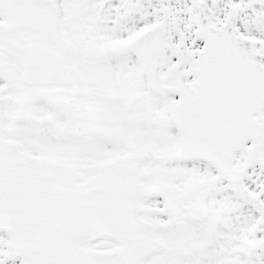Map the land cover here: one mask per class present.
<instances>
[{
    "label": "snow or ice",
    "instance_id": "1",
    "mask_svg": "<svg viewBox=\"0 0 264 264\" xmlns=\"http://www.w3.org/2000/svg\"><path fill=\"white\" fill-rule=\"evenodd\" d=\"M0 264H264V0H0Z\"/></svg>",
    "mask_w": 264,
    "mask_h": 264
}]
</instances>
